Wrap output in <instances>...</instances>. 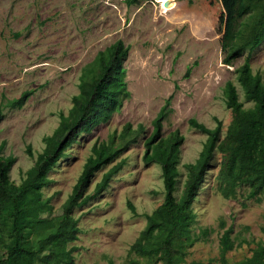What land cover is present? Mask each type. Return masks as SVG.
<instances>
[{"label": "rangeland", "instance_id": "obj_1", "mask_svg": "<svg viewBox=\"0 0 264 264\" xmlns=\"http://www.w3.org/2000/svg\"><path fill=\"white\" fill-rule=\"evenodd\" d=\"M223 12L221 0H141L133 4L127 0H0V104L33 90L22 108H7L0 122L3 154L16 157L10 170L16 183L44 150L45 136L59 125L60 113L71 109L87 64L119 38L130 46L124 65L131 96L108 121L79 134L50 171L51 183L43 189L54 205L50 215L60 216L94 145L105 142L121 147L141 123L144 125L137 142L97 170L89 184V191H93L103 174L126 157V164L112 177L108 188L73 211L80 231L69 246L78 247L74 251L77 264H109L111 260L126 264L132 257L142 264L164 263L131 250L148 224L147 214L166 196L162 165L144 160V142L153 131V119L173 94L162 135L167 138L178 132L183 137L174 192L179 197L190 176L189 164L196 162L208 139V133L191 126L190 118L210 128L220 120V145L228 139L233 119L226 103L227 81L237 85L248 108L254 103L246 98L238 68L249 57L253 72L264 77V42L244 51L232 64L223 61ZM189 66L192 68L186 75ZM97 71L95 66L89 76ZM128 124L131 130L126 133ZM225 155L226 151L217 146L209 162L193 203L194 242L186 247L181 264L211 258L214 264H221L220 238L230 225L235 243L228 252L230 262L251 256L259 243L264 244V193L260 199L247 198L249 185L244 184L234 195H226L219 180ZM223 220L225 225H221ZM4 251L0 244V254Z\"/></svg>", "mask_w": 264, "mask_h": 264}, {"label": "trees", "instance_id": "obj_2", "mask_svg": "<svg viewBox=\"0 0 264 264\" xmlns=\"http://www.w3.org/2000/svg\"><path fill=\"white\" fill-rule=\"evenodd\" d=\"M138 3L141 0H127ZM224 12L221 17L223 35V61L232 64L246 50H254L264 42V0H221ZM130 46L119 38L105 49L98 51L95 59L87 64L79 84L80 91L73 95V105L68 113H60V123L52 134L45 136V148L38 154L36 162L26 172L20 183L10 177V170L16 161L13 155L5 156V143H0V244L5 248L0 254V264H77L74 251L77 245L69 244L79 238L78 218L73 214L76 207L85 205L105 191L112 179L127 162L123 157L113 164L97 182L93 191L89 184L97 170L114 160L131 143L137 142L144 131L141 123L136 134L121 147L105 142L95 144L93 153L87 159L83 171L72 192L63 203L60 216H51L54 205L51 197L44 196V187L51 183L50 171L66 156L81 132L91 131L108 121L115 112L122 109L124 101L131 96L126 79L124 59ZM98 71L89 76L91 69ZM192 66H189L186 75ZM238 80L245 90L246 98L253 101L252 107H244L237 85L228 80L225 86L227 106L233 111L228 139L220 145L222 122L214 128L208 127L197 118H190L191 126L208 133V139L195 163H190V176L182 194L177 197V166L180 144L183 137L176 132L171 137L162 135L163 121L172 110L173 94L153 119V131L145 139L144 160L147 164L162 165L166 196L152 213L147 214L148 224L131 245L135 252L149 260H163V264H181L187 255L186 247L193 244L192 225L196 221L193 203L209 162L217 146L225 151V160L219 173L226 195H234L236 189L249 185L247 198L260 199L264 193V77L254 73L249 57L238 68ZM32 89L18 97L4 99L0 104V122L5 118L7 108H22ZM131 125L126 127V133ZM229 140V141H228ZM29 153L33 152L29 147ZM129 205L133 210L132 202ZM225 225V221L221 222ZM264 230V227H263ZM204 229L203 233L207 234ZM233 226L224 229L220 238L219 261L221 264H264V244L259 243L251 256L230 262L228 252L234 248L231 237ZM199 236L196 235V239ZM208 261L192 260L190 264H214ZM109 264H113L111 260ZM126 264H142L132 257Z\"/></svg>", "mask_w": 264, "mask_h": 264}, {"label": "built area", "instance_id": "obj_3", "mask_svg": "<svg viewBox=\"0 0 264 264\" xmlns=\"http://www.w3.org/2000/svg\"><path fill=\"white\" fill-rule=\"evenodd\" d=\"M165 9V8H164Z\"/></svg>", "mask_w": 264, "mask_h": 264}]
</instances>
